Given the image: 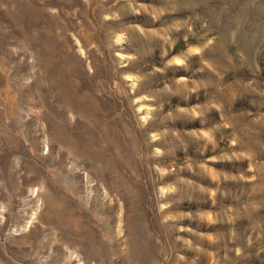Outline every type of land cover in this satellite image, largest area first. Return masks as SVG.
I'll use <instances>...</instances> for the list:
<instances>
[{"label":"rangeland","instance_id":"374dc122","mask_svg":"<svg viewBox=\"0 0 264 264\" xmlns=\"http://www.w3.org/2000/svg\"><path fill=\"white\" fill-rule=\"evenodd\" d=\"M79 262L264 264V0H0V264Z\"/></svg>","mask_w":264,"mask_h":264},{"label":"bare ground","instance_id":"6f19581e","mask_svg":"<svg viewBox=\"0 0 264 264\" xmlns=\"http://www.w3.org/2000/svg\"><path fill=\"white\" fill-rule=\"evenodd\" d=\"M23 10H25V9H23ZM25 11H26V10H25ZM23 12H24V11H23ZM32 14H33V13H32ZM14 18H15V17H14ZM58 18H59V17H58ZM52 26H53V24H52ZM65 26H66V25H65ZM66 28H67V27H66ZM54 29H55V28H54ZM67 30H68V29H67ZM67 30H65V31H67ZM67 41H68V40H67ZM81 51H82V50H81ZM51 60H52V59H51ZM51 62H52V61H51ZM51 62H50V63H51ZM52 63H54V62H52ZM52 65H53V64H52ZM50 66H51V64H50ZM73 107H74V106H73ZM34 192H35V191L33 190L32 193H34ZM34 217H35V216H32V218L29 220L28 223L31 224V222L33 221ZM76 256H77L76 254H74V253H73V254L70 253V258H71V259L75 258ZM79 263H80V262H79ZM80 264H81V263H80ZM82 264H84V263H82Z\"/></svg>","mask_w":264,"mask_h":264}]
</instances>
